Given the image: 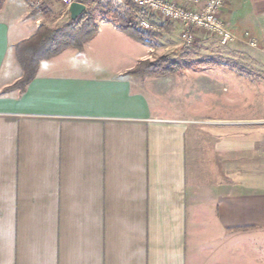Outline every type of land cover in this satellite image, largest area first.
I'll list each match as a JSON object with an SVG mask.
<instances>
[{"label": "crops", "instance_id": "0c3cea01", "mask_svg": "<svg viewBox=\"0 0 264 264\" xmlns=\"http://www.w3.org/2000/svg\"><path fill=\"white\" fill-rule=\"evenodd\" d=\"M227 19L264 49V0H229ZM38 27L24 0H3L0 264H264V181L197 169L184 76L130 75L153 46L100 19L20 90L15 47Z\"/></svg>", "mask_w": 264, "mask_h": 264}, {"label": "rangeland", "instance_id": "374dc122", "mask_svg": "<svg viewBox=\"0 0 264 264\" xmlns=\"http://www.w3.org/2000/svg\"><path fill=\"white\" fill-rule=\"evenodd\" d=\"M44 2L39 10L29 8L39 27L56 30L68 23L69 14L57 1L45 7ZM107 13L101 9L89 12L97 25L100 19H111V13ZM127 19L136 25L133 18ZM227 21L228 28L231 24ZM153 22L156 31L145 33L157 35L148 44L154 48L150 62L165 57L181 67L174 75L184 76L174 91L179 107L202 117L193 124L197 169H209L215 176L219 172L215 179L225 181L227 187L240 181H264V49L257 47L247 32L244 39L225 46L214 37L197 32L195 42L186 47L180 28L156 19ZM160 27L170 30L163 32ZM246 257L244 260L251 264L249 255Z\"/></svg>", "mask_w": 264, "mask_h": 264}, {"label": "built area", "instance_id": "2783aa9c", "mask_svg": "<svg viewBox=\"0 0 264 264\" xmlns=\"http://www.w3.org/2000/svg\"><path fill=\"white\" fill-rule=\"evenodd\" d=\"M32 10H39L44 0H24ZM66 11L72 4L85 7V12L101 9L123 19L133 18L139 31H156L153 19L180 28L184 46L195 42L196 33L214 37L220 45L238 41L226 27L223 11L229 0H55ZM247 36V34H246ZM247 38V37H246ZM250 45H254L250 43Z\"/></svg>", "mask_w": 264, "mask_h": 264}, {"label": "trees", "instance_id": "16d2710c", "mask_svg": "<svg viewBox=\"0 0 264 264\" xmlns=\"http://www.w3.org/2000/svg\"><path fill=\"white\" fill-rule=\"evenodd\" d=\"M51 1L53 0H45L44 7L51 3ZM2 4L3 0H0V9ZM110 15L111 19L105 17L103 20L113 21L123 33L137 42L150 44L157 36L155 34L150 35L139 31L130 19H123L112 14ZM97 30V22L88 12L83 13L75 21L69 18L68 23L60 29L50 30L44 26H40L29 39L19 43L15 47V57L23 72L21 79L17 82L15 87L23 90L33 79L41 61L49 60L68 48L81 51L83 45L97 33ZM160 30L168 32L170 29L160 27ZM180 70L181 67H178L177 63L165 57H161L154 62H141L129 74L141 77H166L174 76L178 74Z\"/></svg>", "mask_w": 264, "mask_h": 264}, {"label": "water", "instance_id": "95a60500", "mask_svg": "<svg viewBox=\"0 0 264 264\" xmlns=\"http://www.w3.org/2000/svg\"><path fill=\"white\" fill-rule=\"evenodd\" d=\"M69 17L75 21L79 16L85 13V7L80 4H72L68 9Z\"/></svg>", "mask_w": 264, "mask_h": 264}]
</instances>
